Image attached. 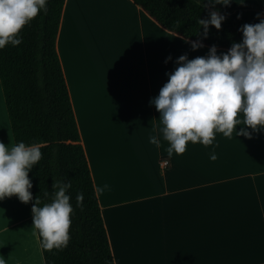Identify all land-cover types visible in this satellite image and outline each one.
Returning a JSON list of instances; mask_svg holds the SVG:
<instances>
[{
  "label": "crops",
  "instance_id": "1",
  "mask_svg": "<svg viewBox=\"0 0 264 264\" xmlns=\"http://www.w3.org/2000/svg\"><path fill=\"white\" fill-rule=\"evenodd\" d=\"M210 2L224 16L264 17V0ZM185 41L131 0L64 1L56 50L94 188L108 185L96 195L114 264H264V131L217 133L213 145L189 142L171 156L159 133L150 100L165 73L180 55L209 50L192 51ZM0 142L14 144L1 86ZM33 231L30 202L0 201L5 264H44Z\"/></svg>",
  "mask_w": 264,
  "mask_h": 264
},
{
  "label": "trees",
  "instance_id": "2",
  "mask_svg": "<svg viewBox=\"0 0 264 264\" xmlns=\"http://www.w3.org/2000/svg\"><path fill=\"white\" fill-rule=\"evenodd\" d=\"M64 1L48 0L46 11L21 30L22 43L0 49V86L13 143L43 144L41 160L28 173L33 196L30 207L36 197L41 206L51 201L56 180L71 181L67 192L73 207L70 240L65 248L47 250L38 237L44 264H114L56 50ZM131 1L167 32L188 41L201 40L209 48L215 45L228 50L242 40L238 28L259 22V11L238 10L225 16L220 30L209 25L207 38H203L197 20L207 18L211 10L195 0ZM80 192L84 199L78 206Z\"/></svg>",
  "mask_w": 264,
  "mask_h": 264
},
{
  "label": "clouds",
  "instance_id": "3",
  "mask_svg": "<svg viewBox=\"0 0 264 264\" xmlns=\"http://www.w3.org/2000/svg\"><path fill=\"white\" fill-rule=\"evenodd\" d=\"M47 2L0 0V49L20 45L21 30L46 11ZM229 3L224 0L222 5ZM211 5L215 4L209 0L204 7ZM260 16L257 13L258 23H245L238 28L242 40L233 42L227 52L218 54L212 45L204 56L189 59L186 53L182 54L175 60L174 70L165 73L167 82L150 104L159 113V133L169 144V156L183 154L189 142L213 145L217 133L230 138L235 132L236 136L251 138L253 133L264 131V19ZM224 19L216 9L209 11L207 18L198 19L203 38H207L209 25L220 30ZM203 46L201 40L190 42L192 51ZM171 59L169 56L164 62ZM240 125L243 126L237 131ZM149 141L160 143L157 135ZM42 147V143L21 141L9 146L0 142V201L12 196L25 204L33 200L28 173L41 160ZM211 158H216L214 153ZM69 188L70 180H56L49 203L41 206L40 198H35L31 208L33 235L40 238L44 249H62L69 243L73 212ZM106 188L108 185L97 186L95 191L100 194ZM83 199L84 194L77 193L78 206ZM0 264H5L3 258Z\"/></svg>",
  "mask_w": 264,
  "mask_h": 264
},
{
  "label": "built area",
  "instance_id": "4",
  "mask_svg": "<svg viewBox=\"0 0 264 264\" xmlns=\"http://www.w3.org/2000/svg\"><path fill=\"white\" fill-rule=\"evenodd\" d=\"M161 166L166 168L167 167V161H161Z\"/></svg>",
  "mask_w": 264,
  "mask_h": 264
},
{
  "label": "rangeland",
  "instance_id": "5",
  "mask_svg": "<svg viewBox=\"0 0 264 264\" xmlns=\"http://www.w3.org/2000/svg\"><path fill=\"white\" fill-rule=\"evenodd\" d=\"M160 165H161V162H160ZM164 168V167H163ZM17 255V254H16Z\"/></svg>",
  "mask_w": 264,
  "mask_h": 264
}]
</instances>
